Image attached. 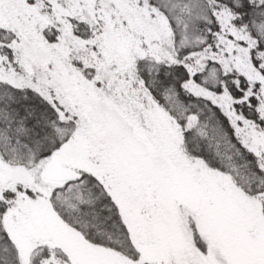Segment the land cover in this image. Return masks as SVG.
Wrapping results in <instances>:
<instances>
[{
    "label": "snow or ice",
    "instance_id": "1",
    "mask_svg": "<svg viewBox=\"0 0 264 264\" xmlns=\"http://www.w3.org/2000/svg\"><path fill=\"white\" fill-rule=\"evenodd\" d=\"M0 264H264V0H0Z\"/></svg>",
    "mask_w": 264,
    "mask_h": 264
}]
</instances>
